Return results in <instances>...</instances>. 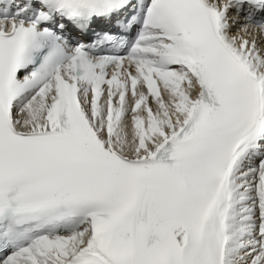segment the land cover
<instances>
[{
  "label": "snow or ice",
  "instance_id": "6c2138e0",
  "mask_svg": "<svg viewBox=\"0 0 264 264\" xmlns=\"http://www.w3.org/2000/svg\"><path fill=\"white\" fill-rule=\"evenodd\" d=\"M0 264H264V0H0Z\"/></svg>",
  "mask_w": 264,
  "mask_h": 264
}]
</instances>
